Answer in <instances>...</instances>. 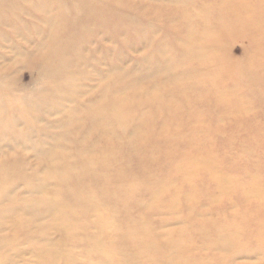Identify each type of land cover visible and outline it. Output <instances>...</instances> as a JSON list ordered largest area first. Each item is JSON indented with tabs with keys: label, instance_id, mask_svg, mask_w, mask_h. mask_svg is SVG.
<instances>
[{
	"label": "rangeland",
	"instance_id": "rangeland-1",
	"mask_svg": "<svg viewBox=\"0 0 264 264\" xmlns=\"http://www.w3.org/2000/svg\"><path fill=\"white\" fill-rule=\"evenodd\" d=\"M258 135L264 0H0V264H264Z\"/></svg>",
	"mask_w": 264,
	"mask_h": 264
},
{
	"label": "bare ground",
	"instance_id": "bare-ground-1",
	"mask_svg": "<svg viewBox=\"0 0 264 264\" xmlns=\"http://www.w3.org/2000/svg\"><path fill=\"white\" fill-rule=\"evenodd\" d=\"M240 1H242V0H240ZM50 41V40H49ZM54 45V42L52 41V42H50L49 43V45H47V47H52ZM44 48V47H43ZM251 52V51H250ZM66 64H68V65H70V62H65ZM232 74V73H231ZM250 75V74H249ZM252 76V75H251ZM246 77V76H245ZM72 78V77H71ZM248 80V79H247ZM258 80V79H257ZM249 81L250 82H256V78H253V77H250L249 78ZM231 83H232V81H231ZM234 83H235V80H234ZM233 86H234V84H233ZM244 95V94H243ZM242 95V96H243ZM241 97V96H240ZM242 98V97H241ZM241 102H237L236 101V105H238V104H240ZM235 109H238V108H235ZM127 114H128V111H127ZM203 121H201V123H202ZM164 128V127H163ZM171 131V130H170ZM145 134H143V133H141L139 136H138V138L139 139H137L138 140V142H137V147H136V149L137 150H140V152H142V151H144V153L145 154H142L143 155V157H141V156H139V157H141V158H148L149 160H152V161H154V165L153 166H151L149 169H147L146 170V172L151 176V180H155V181H158L159 180V178L158 177H156L155 175H158V171L162 168V167H164V166H162V164L157 160V156H159L160 154H159V152L157 151V147L155 146V141L154 140H152V141H146L145 140ZM156 138H165V137H163V135H161V136H155ZM264 138V135H258L257 136V138L260 140V139H263ZM155 138V139H156ZM257 140V139H256ZM173 142V141H175V138L173 139V140H170L169 142ZM263 141H264V139H263ZM172 142L169 144V147H168V149H167V152H169V153H173L174 154V151H173V149H169L170 148V146L172 145ZM232 143L233 142H230V144L229 145H231L232 146ZM250 143V142H249ZM263 146H264V143L262 144ZM176 146V145H175ZM241 147V150H242V152H240V153H238V154H235V156H234V158H233V161H237V162H239L240 161V159H242V157L243 156H241V155H243V152L244 153H246V151H247V149H250L251 147H249V146H246V145H244L243 147L242 146H240ZM175 148V147H174ZM222 148V147H221ZM227 148V145L226 146H224L223 147V150L224 149H226ZM237 149V148H236ZM194 150V149H193ZM195 151V150H194ZM213 151L214 152H216V156L218 155V154H222L223 152L222 151H220V150H218L217 148H211V149H207V150H203V151H201V152H198V153H195V155H193V156H196V157H194V158H191L190 160H191V162L189 161V165H192L193 166V164H195V165H197V166H199V167H202V169H201V171H203V172H206V175L208 174V172H209V177H210V175H212V179L215 181V182H217V186H216V189H215V197L216 196H225V197H227V196H229L230 194H233V197H231V198H234L237 194H234V193H236V189H233V187L232 186H230V180L228 179V178H226L225 176H223V175H221L220 174V172L219 171H214V167H215V163H213V158H212V153H213ZM135 153H137L136 151H134ZM211 152V153H210ZM216 156H215V158H216ZM215 161V160H214ZM241 168V167H240ZM205 170H207V171H205ZM65 171V173H68V171L69 170H67L66 168H65V166H59V172H64ZM231 171V170H230ZM211 172H212V174H211ZM10 177V173H9V169H5V167L3 168V169H1V171H0V180H4L5 178L6 179H8ZM11 178V177H10ZM199 179V178H198ZM2 180V181H3ZM210 180H211V177H210ZM10 181V180H9ZM8 181V182H9ZM7 182V183H8ZM65 186H66V184H65ZM232 189H230V188ZM240 191V190H239ZM259 196H262V197H264V191H262V192H260V195ZM143 206V205H142ZM257 207H259L260 209H258L257 210V218L256 219H254L252 222L250 221L249 223H248V226L249 227H251V229H252V231L253 232H256L257 233V229H258V226L261 224V226L263 227L264 226V223H263V219H264V217L262 216V213L264 212V201H262V202H260L259 204H257L256 205ZM257 207H255V208H257ZM240 221L241 220H243V216H242V214H238L237 216H236ZM254 226H256V228H253Z\"/></svg>",
	"mask_w": 264,
	"mask_h": 264
}]
</instances>
